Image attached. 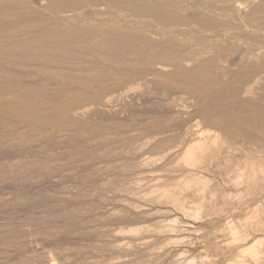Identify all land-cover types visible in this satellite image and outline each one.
I'll return each mask as SVG.
<instances>
[{"label": "rangeland", "instance_id": "1", "mask_svg": "<svg viewBox=\"0 0 264 264\" xmlns=\"http://www.w3.org/2000/svg\"><path fill=\"white\" fill-rule=\"evenodd\" d=\"M55 1L0 0V264H264V0Z\"/></svg>", "mask_w": 264, "mask_h": 264}, {"label": "bare ground", "instance_id": "2", "mask_svg": "<svg viewBox=\"0 0 264 264\" xmlns=\"http://www.w3.org/2000/svg\"><path fill=\"white\" fill-rule=\"evenodd\" d=\"M81 1V0H80ZM78 2V0H56L55 2H59V4L61 3V4H64V6L66 5H68L67 6V8L69 7V6H73V7H75V6H78V4H81V3H83V2ZM126 1V0H125ZM128 1V0H127ZM51 2V1H50ZM52 3V2H51ZM118 3V2H117ZM53 4H56V3H53ZM60 4V5H61ZM87 4V3H86ZM126 4V3H125ZM137 4V3H136ZM141 4V3H140ZM49 5V4H48ZM57 5H58V3H57ZM60 5H58V6H60ZM129 5V4H128ZM155 5V4H154ZM153 5V6H154ZM118 6H120V5H118ZM152 6V5H151ZM156 6V5H155ZM55 7V6H54ZM53 7V8H54ZM63 7V6H62ZM81 7V6H80ZM125 7V6H124ZM123 6H122V9L124 8ZM77 8V7H76ZM119 8H121V7H119ZM55 9L57 10V8L55 7ZM59 9H62V8H59ZM64 9V8H63ZM126 9V8H125ZM147 9V8H146ZM159 9V8H158ZM162 9V8H161ZM70 10H71V8H70ZM139 10V9H138ZM150 10V9H149ZM153 10V9H152ZM156 10V9H155ZM164 10V9H163ZM161 11L160 9L158 10V11H155V14H154V16H156L155 18H157V19H159V20H167V22H168V20H170L171 19V16H170V14L169 13H167V12H164V11ZM61 11H63V10H61ZM128 11H130V9L128 10ZM151 11V10H150ZM261 11H264V5L263 4H258V5H256V6H254V8H253V10H252V15L253 14H256V13H258V12H261ZM136 12V11H135ZM139 12V11H138ZM137 12V13H138ZM59 13V12H58ZM130 13H131V11H130ZM132 13H133V11H132ZM143 13V12H142ZM150 13V12H149ZM151 13H153V12H151ZM150 13V14H151ZM134 14V13H133ZM132 14V15H133ZM141 14V13H140ZM140 14H138V16L140 15ZM152 16V15H151ZM163 21V24H162V26L163 25H165L164 22ZM170 22V21H169ZM168 22V23H169ZM105 23V22H104ZM172 23V22H171ZM167 24V23H166ZM96 26V25H95ZM165 26H167V25H165ZM94 28V27H93ZM108 30V29H107ZM72 31V30H71ZM88 31V30H87ZM110 31V30H109ZM61 32V31H60ZM93 34V33H92ZM96 34V33H95ZM54 35V34H53ZM64 35V34H63ZM69 35V34H68ZM68 35H66V36H68ZM108 35V34H107ZM51 36V35H50ZM106 36V35H105ZM55 37V36H54ZM53 37V38H54ZM65 37V36H64ZM101 38H103V36H100ZM51 38V37H50ZM59 38V37H58ZM61 38V37H60ZM69 38V37H68ZM77 38V37H76ZM92 38V37H91ZM94 38V37H93ZM93 38H92V40H93ZM96 38L97 37H95V40H96ZM110 38V37H109ZM83 39V38H82ZM51 40V39H50ZM67 40V39H66ZM88 40V39H87ZM95 40H93V41H95ZM37 41H39V40H37ZM58 41H59V39H58ZM86 41V40H85ZM98 41V40H97ZM108 41H109V39H108ZM28 42H30V41H28ZM53 42V41H52ZM82 42H84V41H82ZM92 42V41H91ZM18 43V42H17ZM23 43V41H21L20 42V44H22ZM27 43V42H26ZM46 43V42H45ZM56 43V42H55ZM63 43V42H62ZM81 43V42H80ZM87 43V42H86ZM94 43V42H93ZM105 43V42H104ZM19 44V43H18ZM19 44V45H20ZM23 44H25V43H23ZM28 44V43H27ZM30 44V43H29ZM57 44V43H56ZM84 44V43H83ZM94 44H97L96 43V41H95V43ZM93 44V45H94ZM106 44V43H105ZM109 44V43H108ZM12 45V44H11ZM14 45V44H13ZM26 45V44H25ZM24 45V46H25ZM34 45H35V43H34ZM58 45V44H57ZM76 45V44H75ZM78 45V44H77ZM92 45V46H93ZM111 45V44H110ZM10 46V45H9ZM16 46H17V44H16ZM70 46V45H69ZM95 46L96 45H94V47L93 48H95ZM100 45H98V46H96V48H98ZM106 46V45H105ZM13 47V46H12ZM18 47L19 46H17V49H18ZM20 47H23V45L21 46L20 45ZM30 47V46H29ZM56 47V46H55ZM14 48V47H13ZM36 48V47H35ZM34 48V49H35ZM51 48V47H50ZM60 48V47H59ZM64 48V47H63ZM33 49V48H32ZM33 49V50H34ZM58 49V48H57ZM23 50V49H22ZM47 50H49V49H47ZM56 50V49H55ZM60 50V49H59ZM80 50V49H79ZM26 51V50H25ZM71 51V50H70ZM82 51V50H81ZM32 52V51H31ZM78 52V51H77ZM95 52V51H94ZM103 52H105V51H103ZM39 53V52H38ZM27 54V53H26ZM90 55V54H89ZM69 57V56H68ZM89 57V56H88ZM61 58V57H60ZM44 59V58H43ZM101 59V58H100ZM69 60V59H68ZM67 60V61H68ZM59 61V60H58ZM54 62V61H53ZM113 62V61H112ZM108 63V62H107ZM115 63V62H114ZM111 64V63H110ZM65 65V64H64ZM91 65H92V63H91ZM84 66V65H83ZM65 67V66H64ZM70 69V68H69ZM73 70V69H72ZM101 73V72H100ZM107 77V76H106ZM60 78V77H59ZM108 78V77H107ZM16 90V89H15ZM18 98H16V100H17ZM13 100H15V99H13ZM39 100V99H38ZM29 101V100H28ZM27 101V102H28ZM25 102V101H24ZM30 102V101H29ZM27 107V106H26ZM35 107V106H34ZM34 109V108H33ZM37 109H38V107H37ZM29 110V109H28ZM40 114V113H39ZM38 114V115H39ZM33 114H31V116H32ZM44 115V114H43ZM28 116V115H27ZM33 117V116H32ZM31 117V118H32ZM37 117V116H36ZM53 118V117H52ZM40 120V119H39ZM38 121V120H37ZM191 135H192V138H191V141L192 140H194V139H197V138H203L202 136H203V132L201 131V130H198L197 128H194V129H192V131H191ZM149 182H152V179H150V180H148Z\"/></svg>", "mask_w": 264, "mask_h": 264}]
</instances>
